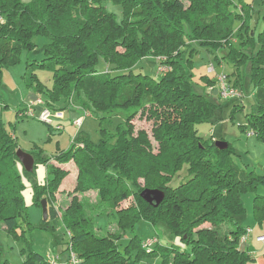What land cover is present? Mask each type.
Instances as JSON below:
<instances>
[{
  "label": "trees",
  "instance_id": "obj_1",
  "mask_svg": "<svg viewBox=\"0 0 264 264\" xmlns=\"http://www.w3.org/2000/svg\"><path fill=\"white\" fill-rule=\"evenodd\" d=\"M110 1L121 5L120 19L106 0H0V70L15 63L21 50H35L37 36L46 37L37 64L50 70L51 86L40 81L33 62L24 74L27 87L44 103L33 110L56 109L53 103L60 97L70 106L77 94L100 125L98 141L77 131L67 149L31 153L33 169L40 162L48 173L45 182L33 186V202L40 205L45 199L47 219L61 218L69 235L66 249L76 264H138L154 256L161 264L254 260L240 243L248 228L239 223L246 212L241 194L255 192L253 217L264 229V195L256 193L264 186V172L239 167L229 142L206 139L196 125L212 118L219 100L244 108L247 79L253 101L245 131L264 146V26L256 32L252 10L245 4L233 10L231 0ZM260 5L264 21V0ZM196 47L209 51L217 65L230 66L225 83L240 96L221 97L217 80L207 74L202 75L207 92L193 89L185 64L193 66ZM100 60L104 71L97 70ZM25 109L17 107V119L26 117ZM118 110L126 111L124 120L109 133L103 121ZM134 118L152 119L150 129L137 127ZM219 140L226 146H216ZM18 147L16 136L0 120V227L14 235L23 232L21 221H27L24 184L15 167ZM72 173L73 184L65 190L69 198L59 208L53 199ZM144 189L161 191V201L156 206L144 201ZM99 215L116 218V226L104 235L96 232ZM139 220L163 225L171 244H159L158 237L148 239L154 240L150 244L143 241L135 233ZM126 234L129 239L121 249ZM2 255L0 247V264ZM41 260L44 256L32 249L24 264Z\"/></svg>",
  "mask_w": 264,
  "mask_h": 264
},
{
  "label": "rangeland",
  "instance_id": "obj_2",
  "mask_svg": "<svg viewBox=\"0 0 264 264\" xmlns=\"http://www.w3.org/2000/svg\"><path fill=\"white\" fill-rule=\"evenodd\" d=\"M232 9L238 11L242 4H245L244 8L252 10V24L255 25L256 32L260 31L264 26V21L261 16L260 0H231ZM106 7L116 14L117 19L122 16V8L118 3L106 0ZM254 22V23H253ZM34 41L36 42L35 50H21L18 56V60L5 67H1L0 70V120L3 127L16 136L18 149H21L28 153L54 154L57 148L67 149L73 142L77 135V131L85 132L89 135L91 140L98 141L101 137L99 120L82 106L77 94H73L71 99L72 103L68 106V100L60 97L58 101L53 103L56 109L48 108L51 112H63V119H54V123L51 127L48 123L37 118L27 116L33 111V104L26 107V101L24 100L29 88L25 83L24 74L28 68V63L33 62L31 68L34 70L40 81L51 86V72L50 70L39 66L37 63L42 57V45L47 42V38L44 36H37ZM197 48V52L193 54V66L189 67L185 64L187 72L191 74V83L193 89L201 94H205L208 90L205 78L202 75L207 74L212 80H217L220 85L222 82L220 78L224 76L226 82L227 76L225 74L231 71L228 65H217L211 54L206 49ZM186 49V56L188 54V48ZM145 68L152 71L153 67L150 64L145 63ZM106 64L103 60H100L97 65L98 71H104ZM137 69V68H136ZM144 71V70H143ZM247 77V76H246ZM245 79V77H244ZM220 80V83H219ZM223 81V82H224ZM244 86L243 100L244 108L238 106L233 107V104L227 101L219 100L220 105L215 109L212 118L207 122H201L196 125L198 132L206 139L211 137L223 138L229 142L234 148V153L231 155L233 161L241 168L248 171L253 170L255 173L264 172V146L254 136L247 135V114L251 112V101L253 97H248L251 90V86H248L247 79L243 80ZM224 82V84H225ZM235 82L232 80L231 84ZM226 85V84H225ZM237 88L241 89L237 84ZM213 88H215L213 86ZM217 89V88H216ZM216 89L214 91H216ZM238 90V89H237ZM41 94V93H40ZM43 99V97L40 95ZM248 97V98H247ZM41 100V99H40ZM38 99L36 100V102ZM35 102V103H36ZM49 106V105H48ZM17 107L24 108L23 119H17L15 110ZM50 107V106H49ZM37 110H40L39 108ZM84 111L87 112L84 113ZM126 111L118 110L110 120L103 121L102 127L106 128L109 133H113L118 123L123 122ZM79 119L81 124L79 127L74 125V122ZM152 119L134 118L132 122L137 127H142L149 130L152 125ZM57 123H61L63 129H55ZM246 126V127H245ZM16 169L21 174V180L23 182L22 196L25 204V210L23 212L26 215V222L21 221L20 229L22 233L14 235L8 233L3 226L0 227V247L3 251L1 258V264H24L27 255L32 252V249L41 253L44 256V260L35 262L34 264H67L70 251L66 249L67 241L69 238L68 232L60 217H49L46 222L43 221V214L41 204L38 205L33 202L32 189L34 185L45 182L48 177L47 167L38 162L31 173H25L20 163L16 166ZM75 174H69L56 192L53 203L59 207L63 201H67L69 195L65 194V190L69 189L74 181ZM72 183V184H71ZM176 183V180H172V185ZM64 191V192H62ZM254 191H246L241 194L242 201L246 208V212L239 223L243 226L250 225L253 227V232L247 241V246L254 250L253 257L262 255L264 253V241L256 240L257 234H264V229L258 228L255 223L252 212V200ZM256 193L264 195V186L260 185L256 189ZM60 208V207H59ZM98 227L96 232L99 235H104L108 230L116 226V218L113 216L107 217L106 215H99L96 218ZM256 224V225H255ZM135 233L143 240L158 237L159 244H171V238L165 233V227L163 225H153L152 223L139 220L135 224ZM129 237L128 234L124 235L120 240L119 248L127 243ZM177 243V240H174ZM5 260L7 262L5 263ZM69 263V262H68ZM138 264H161L159 257L143 258ZM245 264H256L255 260H249Z\"/></svg>",
  "mask_w": 264,
  "mask_h": 264
},
{
  "label": "built area",
  "instance_id": "obj_3",
  "mask_svg": "<svg viewBox=\"0 0 264 264\" xmlns=\"http://www.w3.org/2000/svg\"><path fill=\"white\" fill-rule=\"evenodd\" d=\"M221 80V84H220V87H219V91H220V95L221 97L223 98H228V97H231V96H240V91H238L237 89L235 88H232L230 87L228 84H224V76H222L220 78ZM220 80H219V83H220ZM224 81V82H223ZM38 103L41 102L40 99H38L37 101ZM27 116H34L36 117L37 119L39 120H42V121H45V122H48V123H51L54 121V119H62L63 117V112H50L49 109H42L39 113H36L34 110L30 112V114H28ZM81 124V120L77 119L75 122H74V125L79 127ZM55 129H61L62 128V125L57 123L55 126H54ZM248 233H250V228H247L246 229V232L245 234L240 238V243L241 245H243L246 241V236H248ZM264 237L263 236H260L258 237V239L262 240ZM154 242V240H152ZM151 240H148L146 243L150 244L152 242ZM69 264H76V259H75V256L73 254H70V257H69Z\"/></svg>",
  "mask_w": 264,
  "mask_h": 264
},
{
  "label": "water",
  "instance_id": "obj_4",
  "mask_svg": "<svg viewBox=\"0 0 264 264\" xmlns=\"http://www.w3.org/2000/svg\"><path fill=\"white\" fill-rule=\"evenodd\" d=\"M214 93H216V91H214ZM215 145L218 147H225L226 142L219 140V141L215 142ZM16 156L26 171H32L33 170L34 159H33L32 154L25 152L21 149H17L16 150ZM140 195L144 201L148 202L149 204H151L153 206H156L161 201V199L163 197V193L161 191L152 190V189H144L140 193ZM40 204H41V208H42L43 220H46L48 217L46 200L42 199Z\"/></svg>",
  "mask_w": 264,
  "mask_h": 264
},
{
  "label": "crops",
  "instance_id": "obj_5",
  "mask_svg": "<svg viewBox=\"0 0 264 264\" xmlns=\"http://www.w3.org/2000/svg\"><path fill=\"white\" fill-rule=\"evenodd\" d=\"M37 99H40L39 96H38V94L35 93L34 90H32V89L29 88V90H28V92L26 93L25 98H24V100L26 101V107L29 106L30 104H33V105L36 106L35 109H38V108L41 109L40 107L44 106V103H43V105H42L41 103L38 104V102H36ZM35 102H36V103H35ZM37 104H38V105H37ZM38 106H39V107H38ZM63 117H64V114H63ZM63 117H62V119H63ZM62 129H63V126H62ZM255 225H256V224H255ZM256 226H257L258 228L262 229V228L259 227L258 225H256ZM247 227H248V228H251V232H250V234H249V236H248V238H247L245 244H243L242 247H244V248H248L249 250H251V252H252L251 254H254V250H253L252 248H250L249 246H247V241H248L249 237L251 236V234H252V232H253V227H251L250 225H247ZM260 236H263V237H264V234H257V235H256V240H258V237H260ZM258 241H264V238H263L262 240H258ZM263 256H264V253H263L262 255H257V256L255 257L254 260H255L256 264H264V258H263Z\"/></svg>",
  "mask_w": 264,
  "mask_h": 264
}]
</instances>
